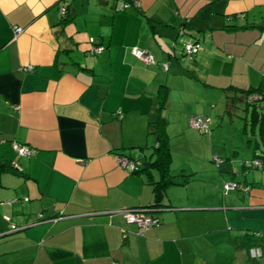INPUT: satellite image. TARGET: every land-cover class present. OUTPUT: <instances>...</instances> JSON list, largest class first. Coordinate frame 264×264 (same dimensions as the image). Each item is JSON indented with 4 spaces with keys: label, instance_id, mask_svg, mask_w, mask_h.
I'll return each instance as SVG.
<instances>
[{
    "label": "crops",
    "instance_id": "obj_1",
    "mask_svg": "<svg viewBox=\"0 0 264 264\" xmlns=\"http://www.w3.org/2000/svg\"><path fill=\"white\" fill-rule=\"evenodd\" d=\"M125 1L0 0V162L15 170L0 173V264H264V174L226 191L225 171L211 167L221 180L198 196L177 182L154 207L161 223L141 235L121 210L151 206L153 187L118 161L152 154L161 85L171 88L169 113L190 117L188 104L216 94L231 109L242 91L264 93V0ZM62 5L74 17L64 27ZM195 38L192 58L183 42ZM40 213L46 220L33 224Z\"/></svg>",
    "mask_w": 264,
    "mask_h": 264
},
{
    "label": "rangeland",
    "instance_id": "obj_2",
    "mask_svg": "<svg viewBox=\"0 0 264 264\" xmlns=\"http://www.w3.org/2000/svg\"><path fill=\"white\" fill-rule=\"evenodd\" d=\"M245 107V101L239 99L230 109L227 94L223 98L217 94L213 95L198 107L188 104L187 109L192 115L208 114L213 117L212 134L203 133L193 128L189 122L190 114H183L182 110L184 109L174 108L171 113H169V107L166 109L165 115L168 116L169 113L173 121L169 127L173 142L172 173L179 184L187 186L188 183V190L193 191V195L202 194V189L205 187L215 189L216 184L220 182L221 179L215 178L211 167L225 171L226 178L230 182L234 179L244 180L242 178L246 174H249V179L253 180V173H255V178L260 180L259 178L264 174V170L261 168H248L246 173L243 170L245 161L249 162L256 157L254 156V144L257 141L264 150V137L260 134L259 129H256L255 134L251 132L250 128H248V133L244 132L246 117L250 118ZM184 111L187 112V110ZM175 118L178 119V122ZM153 145H149L148 155L153 151ZM258 151L261 152V150ZM220 154L224 157L225 162L217 167L213 160L215 155ZM234 166L235 170H233ZM175 189L183 190L179 186Z\"/></svg>",
    "mask_w": 264,
    "mask_h": 264
},
{
    "label": "trees",
    "instance_id": "obj_3",
    "mask_svg": "<svg viewBox=\"0 0 264 264\" xmlns=\"http://www.w3.org/2000/svg\"><path fill=\"white\" fill-rule=\"evenodd\" d=\"M60 11H61L62 18L59 21V25L64 27L69 22H71L74 17L72 16V14L69 10V6H67V5H62L60 8ZM182 29H183V33H185V31H186L185 26H183ZM187 42L200 43V45H201L200 49L197 52L193 53L192 55L188 54L185 50V47H184V45ZM98 46H101V45H99V44L95 45L94 44L93 48L98 47ZM104 49H105V46H104ZM201 49H202V42L199 38H195L192 41H186L183 43V50H184L185 54L192 57V58H195V55ZM91 51L95 54L98 53V52L93 51V49ZM29 70H31V69H29ZM242 93L244 94V97L242 100H244L246 103L245 109L250 114V118L246 117L244 132L248 133L249 132L248 128H250L251 132L255 134L256 129H259L260 134L262 135V137H264V105L261 106L260 108H258V106L261 105V103H259V102L264 101V93L261 92L260 89H257V88L248 89V90L242 91ZM170 94H171L170 86L161 85L159 87L158 94H157L159 117L156 121L151 122L149 124L150 133L154 134L156 137V144L153 147L154 150H153L152 154L150 155L149 158H146L143 161L136 160L134 158L129 157L130 159L137 162V169L132 171V172H134L136 174H145L146 176H148V180H149L150 184L152 185L153 191H154V203L151 205V207H157V208L165 206L164 200L166 199V191L172 185L177 183L174 179V175L172 174V170H171V164L173 161L171 137H170L169 132L167 130V121L164 119V116H163V112L168 108ZM253 94H259L261 98L255 99V100L250 99V96ZM238 100L237 99L234 100V98H233L231 100L232 104L235 105V103ZM196 115H202V116L211 118L209 130L208 131L200 130V131L203 133L212 134L213 124H214L213 117L211 115H208V114H196ZM192 116H195V115H192ZM189 122H190V119H189ZM197 130H199V129H197ZM249 142H251V140H249ZM14 143H17V142H14ZM14 143H13V145H14ZM13 148H14V146H13ZM21 156H24V155H21ZM26 156H28V155H26ZM255 156L256 157H254L251 161H249V162L245 161V165H244L245 166L244 167L245 173L248 172V170H247L248 168H253V167L254 168H264V153L261 152V153L256 154ZM216 157L219 159H217ZM257 160H260L259 165H256V163H255ZM213 161H215V164L218 167V166H220L222 159L220 158V156H215ZM249 163H250V165H249ZM4 171H15V170L10 165H8V163L0 162V173L4 172ZM153 171H157L159 173L158 179L154 178ZM233 182L236 183L235 188L243 187L245 190H248L250 188V183H248V182L244 183L243 185H241V183L238 181H233ZM160 220H161V218H160Z\"/></svg>",
    "mask_w": 264,
    "mask_h": 264
},
{
    "label": "built area",
    "instance_id": "obj_4",
    "mask_svg": "<svg viewBox=\"0 0 264 264\" xmlns=\"http://www.w3.org/2000/svg\"><path fill=\"white\" fill-rule=\"evenodd\" d=\"M137 5L139 4V0H131V2H123L120 4L121 8H127L129 7L131 4ZM242 15V14H241ZM23 27L21 26H17L15 27V35L18 36L20 33L23 32ZM181 33L183 34V29L181 30ZM93 40V39H92ZM200 43H196V42H187L184 47L185 50L188 54L192 55L193 53L197 52L200 49ZM104 49V46H98V47H94L93 51L95 52H100L101 50ZM134 54L141 59L143 62L149 64V65H154L156 64V59L155 57L149 53L147 50L138 48V47H134L133 49ZM164 67L167 69L168 68V63L164 64ZM29 69H33L32 65L28 66ZM260 95L259 94H253L250 96V99H260ZM211 123V118L210 117H205L202 115H195L192 116L190 118V125L196 129L199 130H204V131H208L209 130V125ZM14 149L21 155H31L32 154V149L29 146L26 145H22L20 143H14ZM217 158V157H216ZM219 159V158H217ZM118 161L122 166H125L126 168H128L131 171H134L137 169V162L130 159L127 156L124 155H119L118 156ZM256 165L260 164V160H257ZM250 165V163H249ZM236 187V183L234 182H228L225 184V189L226 191L228 190H232ZM26 200H28V197H26ZM12 201H10L9 203H11ZM155 208L154 207H127V208H123L121 210L124 218L126 219V221L128 223H134L137 224L142 231L139 232L141 235H143V230L154 227V226H158L161 223L160 217L158 215H155ZM10 220V219H9ZM45 220L44 215L42 213H40L38 215V221L36 223H40L43 222ZM11 229L16 230L18 229V227L15 224H11ZM251 255L252 256H261V251H259L258 248H251L250 250Z\"/></svg>",
    "mask_w": 264,
    "mask_h": 264
},
{
    "label": "clouds",
    "instance_id": "obj_5",
    "mask_svg": "<svg viewBox=\"0 0 264 264\" xmlns=\"http://www.w3.org/2000/svg\"><path fill=\"white\" fill-rule=\"evenodd\" d=\"M45 220H46V219H45ZM45 220H44V221H45ZM37 221H38V219H37ZM37 221H35L33 224H36ZM12 230H13V229H12ZM16 230H17V229H16Z\"/></svg>",
    "mask_w": 264,
    "mask_h": 264
}]
</instances>
